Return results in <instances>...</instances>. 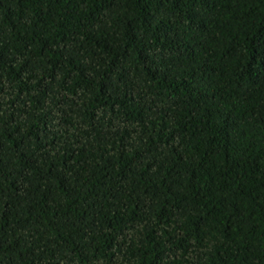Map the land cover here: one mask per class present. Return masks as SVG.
<instances>
[{"label": "trees", "instance_id": "trees-1", "mask_svg": "<svg viewBox=\"0 0 264 264\" xmlns=\"http://www.w3.org/2000/svg\"><path fill=\"white\" fill-rule=\"evenodd\" d=\"M0 264H264V0H0Z\"/></svg>", "mask_w": 264, "mask_h": 264}]
</instances>
